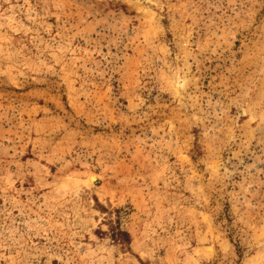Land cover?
<instances>
[{
  "label": "rangeland",
  "instance_id": "rangeland-1",
  "mask_svg": "<svg viewBox=\"0 0 264 264\" xmlns=\"http://www.w3.org/2000/svg\"><path fill=\"white\" fill-rule=\"evenodd\" d=\"M0 264H264V0H0Z\"/></svg>",
  "mask_w": 264,
  "mask_h": 264
},
{
  "label": "trees",
  "instance_id": "trees-1",
  "mask_svg": "<svg viewBox=\"0 0 264 264\" xmlns=\"http://www.w3.org/2000/svg\"><path fill=\"white\" fill-rule=\"evenodd\" d=\"M112 236L120 243H124L129 240V233L117 226L113 228Z\"/></svg>",
  "mask_w": 264,
  "mask_h": 264
},
{
  "label": "bare ground",
  "instance_id": "bare-ground-1",
  "mask_svg": "<svg viewBox=\"0 0 264 264\" xmlns=\"http://www.w3.org/2000/svg\"><path fill=\"white\" fill-rule=\"evenodd\" d=\"M96 179V177H93V180H95Z\"/></svg>",
  "mask_w": 264,
  "mask_h": 264
}]
</instances>
